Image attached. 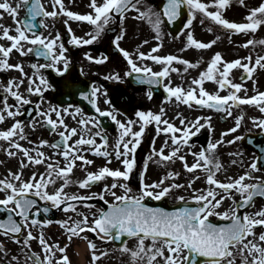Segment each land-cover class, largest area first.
<instances>
[{"label": "snow or ice", "instance_id": "obj_1", "mask_svg": "<svg viewBox=\"0 0 264 264\" xmlns=\"http://www.w3.org/2000/svg\"><path fill=\"white\" fill-rule=\"evenodd\" d=\"M231 2L232 0H166L162 8L156 10L152 6L142 9L140 7L141 0H90L89 7L92 11L85 14L64 8L63 0H52V11L44 7L42 0H20L16 6H13L10 0L0 2V9H5L12 14L16 24L15 32L17 33L11 34L8 26L0 24V28L3 29L0 32V38H6L10 42L8 45L0 43V69H16L23 77H13L6 85L0 84V87L5 91V95L0 98V102L3 103V108H0V123L4 122L6 118L22 115L24 105L34 103L36 116L40 117V120L33 118L30 121L31 127L35 129L37 126H42L41 121L50 126L51 131L57 133L61 138L59 141L51 143V146L66 162L63 167L58 161L49 163L48 161L53 160L54 157L48 156L39 148L35 150L36 155H32L30 150L19 142L28 138L27 133H25L24 121L14 119L10 127L0 129V139L8 142L7 155L16 156L22 153L21 170L17 172L9 170L11 179L7 177L0 179V191L5 193V196L0 198V209L6 212V218H0V231H3L4 235L11 234L12 239L16 243L22 244L25 249H30V241L36 239L42 246L44 253L43 257L36 252L28 253L25 264H28V261H32L33 264H71L66 251L69 244L61 246L58 241L49 243L43 232V226L51 224L53 221L39 218L41 212L49 213L52 209H60L62 206V210L65 212L72 210L82 217L75 221L71 217L58 221L65 228L69 242L74 236L81 237V234L87 229L95 234V237L100 241H112L113 243L119 241L120 251L129 255L130 264H199L198 257L205 258L203 264H236L238 258L239 264H264V231L256 232L257 226L264 227V207L255 213L240 211L254 205L256 197H264V177L254 175L264 168V155L254 157L251 163L246 166L247 170L238 176H228L224 180L217 178V173L222 170L223 165L216 156V149L222 142L232 144L243 139L241 136H235L232 140H224V136L228 132H236L240 128L243 113L236 117L234 127L227 129L219 139L210 140L206 147L202 146L200 151L192 152L195 159L193 163L188 164L185 155L180 154L181 149L184 146H189L188 151H191V137L195 136L205 126L209 130L213 129L211 116H200L193 121H187L182 113H177L180 124L183 126L177 127L169 120L162 119L164 109L161 108L159 113L151 110L136 111L137 119L128 118L126 121H122L117 118L119 109L110 110L99 107L97 103L98 94L106 97L107 89H103L102 85L93 82L91 91H79V95L96 105L97 113L110 117L118 125L120 134L113 151L115 158L120 161L122 167L113 169L105 164L96 171H88L87 166L92 165L94 161L84 153L91 152L101 155L107 158L109 163L113 158V152L108 150V137L103 134L105 129L100 124V117L88 115L84 113L81 107L76 106L75 113L81 115L78 124L83 128H70L65 122L63 113L69 112L71 106L63 107L49 103L46 110L41 107L45 99L43 95L45 89L53 87L47 77L41 73V70L50 68L56 73H63L68 69L69 58L65 55L67 48L59 32L55 36H51V34L46 36L43 32L36 31L35 21L37 17L56 18L60 15V12L56 10L58 7L72 20L89 22L93 27L85 38L77 36L69 21L64 20L69 33H72L69 43L91 45L101 37L102 33L113 22L118 19L122 22L126 19L127 13L135 10L138 14L137 18L147 20L155 31L154 39L160 41L165 20L168 22L176 21L186 6L190 18L183 25L186 31L182 34L186 36V41L184 47L180 49L182 52L192 46L197 49L210 48L219 39L216 37L208 42H203L195 37L191 26L198 14L203 17L200 20L201 24L204 23V19H210L218 24L221 29L235 33L254 32L261 25H264V2L249 10L245 18L246 22H236L225 17L224 12ZM237 2L243 6L245 0H237ZM21 4L26 7L29 18L17 20L15 17ZM210 7H214L215 10H210ZM2 15L3 13H0V16ZM39 23L44 28L49 27L43 19ZM208 31L211 32L213 29L209 27ZM125 32L126 30L121 28L112 41L129 65L125 76L132 77L133 74L145 73L146 76L137 75L136 79L141 82L146 81L149 84L160 85L163 83L162 78L169 77L171 71H180V69L170 67L174 61L186 65L183 69L184 72H187L189 67L199 66L200 61L192 62L180 55H153L162 47V43H157L147 53L143 51L130 52L121 43ZM143 43H148V41L145 40ZM255 43L264 44V40L248 39L243 46L248 47ZM13 50L19 51L21 55L32 53L36 57L45 58L50 63H31L30 67L33 72L29 75L25 72L23 63H10V55ZM84 55L88 61L97 63H104L109 60V56L105 54L93 56L90 52H86ZM145 58L160 63L162 65L161 70L153 71L150 66L137 63V60ZM242 59H247L248 63H242ZM251 61V55L228 61L221 52L217 51L211 57L206 69L199 73L198 78H193L187 89L182 85H173L170 80L168 83H163V87L168 93L166 99L173 100L175 98V101H182L190 107L199 106L224 111L229 116L232 115V106L240 104H254L264 112V103H262L264 102V92H257L251 97L238 95L245 86L243 83H234L229 78L232 69L236 67L244 69L248 78L252 77L256 66L264 68V56L257 57L252 66H250ZM61 63L63 67L58 66ZM24 78L28 80L27 93L38 94L39 102L31 101L30 96L20 91L21 85L25 83ZM106 78L116 81L123 79L119 72L111 73ZM205 80L214 81L218 85V90L209 92L205 89ZM226 88L229 90V94L220 95V90ZM9 94L15 99V104L8 103ZM147 95L149 98L152 97L151 89L148 90ZM107 102L111 104L110 100ZM192 102H195V105ZM53 113H55L56 119H53ZM75 118L76 116L73 115V119ZM252 119L254 122L258 121L255 124L256 127L264 128V119L258 117ZM150 124H155L157 136L161 133H171L172 135L170 136L171 147L169 140L165 139L162 146L157 149L153 139L152 151L148 156L149 161L156 157L157 162L165 163L173 158H178L184 162L183 166L188 172L195 173L197 169H200L205 175L208 187L206 189L193 188V192L197 194L187 198L197 202V206H188L184 196H178L177 199L185 201V206L171 210L165 207H150L145 202L146 198H154L160 201L171 195L173 190L183 188L185 185L176 183L174 179L172 182L166 183L170 178L180 175L176 171H168L161 179L151 183L146 182L142 175L141 186L136 190L131 187L129 181L137 165V148L140 146L146 128ZM90 125L99 130L93 133ZM134 125H139L138 130H134ZM78 131L81 133L79 138L69 144V140L76 136ZM85 131L90 135L86 137L83 134ZM177 132L182 133V135H176ZM96 137L101 138L99 142ZM39 144L49 145L50 141L41 139ZM169 147L170 151L165 153V148ZM13 148L16 151H12ZM236 155H241V153H236ZM23 157L35 165L45 163V172L39 173V176L33 172L31 177L24 179L23 168L27 165ZM77 161L81 162L79 167L86 171V175L82 179L75 181L80 187L90 188L108 177L112 178L111 183H104L101 191L89 196L66 192L65 188L73 183L70 173L77 166ZM232 163L235 164L237 161L234 160ZM240 163L243 166V161ZM147 168L148 163L146 161L142 166V173L146 172ZM199 175L195 174L188 180L187 186L189 188H192L195 180L199 179ZM57 179H61L63 183L53 191H49V185L54 186ZM253 180L255 182H251ZM117 188L121 190L120 194L115 190ZM236 194H239L240 200H236ZM108 195H111L113 200L108 201L107 209L100 207L98 215L93 212L91 221H89L87 214L79 213L76 208V201L90 200L93 197L107 200ZM226 199H231L233 206L225 211H219L222 202ZM40 200L48 202L47 205L43 208L38 207ZM213 216L229 220L230 223L213 222L210 219ZM17 217L20 219L18 220ZM36 225L41 228L38 236L34 235L32 231L33 226ZM22 231L27 233L23 239L15 235L22 233ZM125 236L135 238L136 245L129 247L124 239ZM82 238L91 249L92 259L89 264H97L101 257L106 256L111 251L103 245H97L95 240L90 239L87 235H83ZM146 240H150L151 243H146ZM0 246H2V242H0ZM57 250L61 254L59 257H57ZM14 259H18V257H14Z\"/></svg>", "mask_w": 264, "mask_h": 264}, {"label": "flooded vegetation", "instance_id": "obj_2", "mask_svg": "<svg viewBox=\"0 0 264 264\" xmlns=\"http://www.w3.org/2000/svg\"><path fill=\"white\" fill-rule=\"evenodd\" d=\"M2 2V0H0ZM13 6H16L20 0H10ZM44 7L52 11L53 4L52 0H42ZM64 8L75 11L77 13L85 14L92 9L89 7L90 0H63ZM60 12L56 18L52 17H37V21L39 22L41 19L45 21L49 25L48 28H44L42 25H39V32H43L44 35L55 36L57 32L60 33L61 39L65 42V47L67 48V52L65 55L69 58V64L67 71L63 73H56L53 69H42L41 73L47 77L49 83L53 85V87L46 88L44 95V103L41 105L43 109H47L48 104H54L57 106L69 107V112L63 113L65 122L69 125V127H77L82 129L83 126L78 124V120L81 118L80 114L75 113V107L79 106L83 109L84 113L92 116L100 117V124L105 129L103 134H106L108 137V150L113 152V158L109 163L107 158L96 155L91 152L84 153L89 157V159L93 160L94 163L92 165L87 166L88 171H96L101 166L108 164L109 167L113 169L121 168L120 161L115 158V153L113 151L114 145L118 141V137L120 134V129L118 125H116L115 121L111 120L110 117L102 115L101 113L96 112V105L92 104L89 100L83 99L79 95V91H91V85L95 82L97 85H102L103 89H107L106 97L104 95L98 94L97 103L101 109H119V113L117 114V118L126 121L128 118L133 120L137 119L135 116L136 111H147L151 110L153 112L159 113L161 108L164 109L162 119H167L171 123L177 125V127H183L180 124V118L177 116V113H182L184 117L187 118V121H193L195 118L200 116H211V123L213 125V129L209 130L207 126L201 129L195 136L191 137V151H188L189 146H184L181 149V153L185 155L188 164L194 162V157L192 152L200 151L201 147H206L207 143L211 141H215L221 137V134L224 133L227 129L234 127L236 123V117L243 113V119L241 121L240 128L237 129L236 132H228L227 135L224 136V140H232L235 136H241L243 139L237 140L232 144L222 142L218 145L216 149V156L222 162L223 168L220 172L217 173V178L224 180L228 176H238L243 171L247 170V165L251 163L252 159L257 156L264 155V138H261L260 142L256 143V140L252 141V137H246L250 132H262L264 133V128L256 127L255 124L258 121L254 122L253 117H258L264 119V112L262 111H252L251 104H240L232 106V115H227L226 112L222 111V113H217L215 111L209 109H200L197 106L190 107L184 104L182 101L167 100L166 97L168 95L165 93H159L163 89V83H168L169 80L173 85H182L186 89L191 85L193 78H198L199 73L203 71V65L206 62V58L202 56L204 49H197L195 46L186 48L184 51H180L181 48L184 47L186 36L183 35V32L177 33L174 37L168 35L167 32L161 33V39L163 40L162 47L157 50L158 55H167L171 54V48L167 45V41L179 42L180 47L178 49L179 55L188 59L190 61L191 57L195 58L196 61H200L199 66L195 67L197 69V73L194 74L193 68L189 67L187 72H184L183 69L186 65L179 62L180 74L178 72H170L169 77L162 78L163 83L160 85L149 84L146 81L141 82L136 79L137 74H133L132 77L125 76V72L128 70L129 65L127 64L126 59L123 55L115 48L112 43L113 38L116 34L120 32V29L123 28L126 30L127 25L132 20V15L136 13L135 10H131L126 14V19L122 22L118 19L113 22L109 28L102 33L101 37L94 41L91 45H73L69 43L71 39L72 33H69L68 26L65 25L64 20L67 19L69 24L71 25L73 32L80 37H86V34L92 30V25L86 21H76L67 17L66 13L60 10L58 7L56 9ZM0 13H3L0 16V24L8 26L11 30V34H17L15 32L16 24L14 23V19L12 14H10L5 9H0ZM27 15L26 7L21 4L18 9V13L16 14L17 20H23ZM3 29L0 28V32ZM197 39H200L204 42L203 32H193ZM31 34V33H29ZM155 32H125L124 39L122 40V46L129 50L130 52L143 51L145 53L149 52L154 46V42H149L148 40H154ZM253 33H235V32H217L216 37H219L217 40V49L216 52L219 51L222 53L224 58L228 61L237 59V58H246L249 55L252 57V61L250 66L255 63L259 54L256 53L257 46L252 49V45L248 47H244L243 44L248 39H252ZM147 39V45L141 46V43ZM169 39V40H167ZM0 43H4L8 45L10 42L6 38H0ZM23 43V42H22ZM161 43V42H159ZM90 52L93 56H98L101 54H105L109 56V60L104 63H97L95 61H88L85 57V53ZM153 53V55H157ZM214 55V54H213ZM212 55V56H213ZM211 56V57H212ZM135 59V56H134ZM210 60H208L209 62ZM23 63L25 72L29 75L32 74L33 69L30 67V64L33 62L39 63H50L43 57H36L34 54L29 53L27 55H21V53L17 50H13L10 55V63ZM193 62V61H192ZM207 62V63H208ZM242 63H248L247 59H242ZM138 64L147 65L152 68L153 71H160L162 65L158 62L151 60L150 58H145L143 60H137ZM63 67L61 63L58 65ZM239 68L236 67L232 69L230 73V79L233 80L234 83H243L245 86L241 89L238 95L251 97L256 95L257 92H264V88L258 83L256 86H253L250 78L246 80H241L239 75L235 73V70ZM244 70V69H243ZM114 72H119L123 77L122 80H110L106 77ZM144 74L145 73H139ZM180 75V78L178 77ZM23 78L22 74L16 69L3 70L0 69V84L6 85L10 78ZM25 79V83L21 85L20 91L30 96L31 101L39 102V96L36 93H27L26 89L28 86V80ZM38 82V80H37ZM147 84H149L147 86ZM208 85L211 88L207 90L211 92L212 90L216 92L218 90L217 87H212V81L208 82ZM152 86V87H151ZM163 89H162V87ZM102 89V91H103ZM151 89L153 95L151 98L148 97V90ZM164 91V90H163ZM166 91V89H165ZM220 95H228L229 90L226 88L224 90H220ZM5 95V91L2 87H0V98ZM107 100L111 101V104L107 102ZM9 104H15L16 101L9 94ZM195 105L194 102H192ZM264 103V102H262ZM0 108H3V103L0 102ZM251 108V109H250ZM23 114L18 115L15 118H6V120L0 123V129H6L11 126L14 122V119H20L25 123V133H27L28 138L25 140H20L19 142L24 145V147L28 148L32 155H36V149L39 148L40 151L46 153L48 156L54 157L53 160H49V163L59 162L60 166L63 167L66 165V162L61 158L57 153L56 149L51 146V143L59 141L61 138L55 132L51 131L50 126L46 125L41 121L42 126H37L35 129L31 127L30 121L35 118L40 120V117L36 116V107L34 103H29L24 105L22 109ZM73 115L76 116L73 119ZM55 113H53V119H56ZM163 126V125H162ZM93 133L98 131L99 129L93 125H90ZM139 125H134V130H138ZM62 130V129H61ZM80 132L78 131L76 136H73L71 140H69V144L73 143L76 139L79 138ZM83 134L87 137L90 135L88 132H83ZM171 133H161L160 135H156V127L155 124H150L146 128L143 139L141 141L140 146L137 148L136 157H137V165L133 170L131 175L130 184L133 190L138 189L141 186V176L143 175V179L151 183L153 181L161 179L168 171H176L179 172L180 175L175 178H170L166 183L172 182L174 179L176 183L185 185L183 188L173 190L171 195L166 198L169 201V204H176L185 201H180L177 199L178 196H184L187 200V205L190 207L197 206V202L188 200L187 198L196 195L197 193L193 192V188L198 189H206L208 184L206 182V177L202 174V170L197 169L195 173L188 172L184 168V162L179 160L178 158H173L171 161H167L165 163L157 162V158L153 157L151 161L148 160V156L152 151V141L155 140V147L159 149L164 140H169V145L171 147ZM176 135H182V133L177 132ZM245 138V139H244ZM41 139H47L50 141L49 145H40L39 141ZM97 141H100V137H96ZM243 141L251 142L253 144L256 143L257 148L255 151L251 147H248L243 143ZM169 148H165V153L170 151ZM8 142L0 139V179L9 178L11 179V172H17L21 170L20 160L22 158V153L16 156L7 155ZM12 151H16L14 148ZM236 153H241V155H236ZM26 167L23 168V178L28 179L31 177L33 172H36L39 176V173H44L46 170V164L41 163L39 165H35L29 163L26 157H23ZM237 161V163L233 164L232 161ZM147 161L148 168L146 172L142 173V166ZM240 161H243V166H241ZM80 161H77V166L73 169V172L70 173V177L73 183L69 184L66 188L69 190L66 192L76 193V194H92L95 192H99L102 190L103 181H100L98 185L92 186L90 188L80 187L79 184L75 183V181L82 179L86 175L85 169L79 167ZM136 174V177H135ZM195 174H200L199 179L195 180L192 185V188L187 186L188 180ZM255 176L264 177V168L261 171H258L254 174ZM37 176V178H38ZM251 182H255L254 180ZM63 183L61 179L56 180V184L49 185V191H53L55 188H58L60 184ZM76 189V190H75ZM117 193H120L121 190L119 188L115 189ZM5 193L0 191V198L4 197ZM99 198V197H94ZM219 198V197H217ZM236 200H240L239 194H236ZM44 205H47L48 202L41 200ZM88 204L86 206L76 207L79 213L87 214L89 217V221L92 220V213L96 212L99 214L98 209L99 205ZM185 206V204L183 205ZM182 206V207H183ZM230 206H233V202L231 199H226L222 202L219 211H225ZM264 207V197H256L254 200V205L247 207L246 209H241V212L247 211L248 213H255L260 208ZM43 208V207H41ZM63 206L60 209H52L49 213L40 214V219H50L53 222L48 225L43 226V232L45 237L48 239L49 243H54L58 241L61 246L65 244H69V247L66 249L68 256L70 257L71 264H81L80 260L77 256L76 248L82 244L83 235H87L90 239H94L96 243H98V239L95 237L91 231L85 229V232L81 234V237L74 236L72 241L69 242L66 234V230L62 227L58 221L62 219H68L71 217L73 221L82 218L78 216L77 212L68 210L65 212L62 210ZM210 219L213 222L220 223L221 220L225 221L226 219L211 217ZM32 231L34 235H39L41 228L39 225L33 226ZM264 231V227L257 226L256 232L259 233ZM26 231H22L19 235L21 239L26 236ZM251 238V237H249ZM0 242H2V246H0V264H25L27 259V254L30 252H36L43 257L44 253L42 250V246L39 244V241L33 239L30 241L31 248L25 249L22 244L16 243L12 239V235H4L0 233ZM148 243H151L150 240H147ZM129 247H134L137 243L136 239L127 242ZM110 249L109 253L101 257L97 264H130V257L127 253H123L120 251L119 247H114L111 241H106V245H103ZM61 254L57 250V257ZM14 257H18V259H14ZM92 257L90 255L87 264L91 261ZM28 264H33L32 261H28ZM236 264H239V258L236 261Z\"/></svg>", "mask_w": 264, "mask_h": 264}, {"label": "bare ground", "instance_id": "obj_3", "mask_svg": "<svg viewBox=\"0 0 264 264\" xmlns=\"http://www.w3.org/2000/svg\"><path fill=\"white\" fill-rule=\"evenodd\" d=\"M81 251V250H80ZM83 263V262H82Z\"/></svg>", "mask_w": 264, "mask_h": 264}]
</instances>
